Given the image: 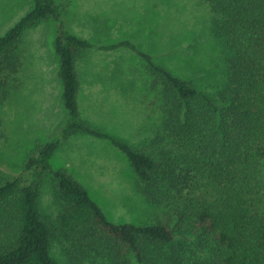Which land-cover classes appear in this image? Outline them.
Wrapping results in <instances>:
<instances>
[{"label":"trees","instance_id":"1","mask_svg":"<svg viewBox=\"0 0 264 264\" xmlns=\"http://www.w3.org/2000/svg\"><path fill=\"white\" fill-rule=\"evenodd\" d=\"M201 1L209 6L226 67L215 99L128 40L99 47L127 48L144 62L162 119L151 142L138 146L79 120L76 61L92 44L65 28L56 0H33L0 36L1 107L16 89L22 33L52 19L68 113L55 137L28 152L27 180L0 175V264H60L50 253L57 236L67 264H264V0ZM77 133L118 149L131 166L135 191L161 213L144 223L111 222L65 169H52L60 141ZM43 175L51 176L60 208L55 225L38 205ZM205 183L210 197L196 194Z\"/></svg>","mask_w":264,"mask_h":264},{"label":"rangeland","instance_id":"2","mask_svg":"<svg viewBox=\"0 0 264 264\" xmlns=\"http://www.w3.org/2000/svg\"><path fill=\"white\" fill-rule=\"evenodd\" d=\"M65 28L92 47L76 61L79 120L131 145L155 137L161 113L143 60L127 48L111 51L102 45L128 40L137 50L174 76L188 79L215 99L225 77L219 43L212 36V14L201 0H56ZM33 6V0H0V36ZM52 19L27 28L16 52L21 67L7 101L0 107V175H21L28 152L65 126L68 113L61 103L62 82L53 41ZM52 169H65L114 223L152 221L162 211L138 194L124 155L108 141L77 133L61 140L49 160ZM23 178V179H24ZM196 194L210 197L205 183ZM39 209L57 223L59 205L53 198L50 175L41 178ZM64 243L52 238L50 253L67 264ZM87 264V263H86Z\"/></svg>","mask_w":264,"mask_h":264}]
</instances>
